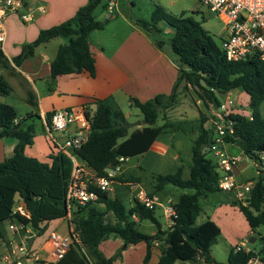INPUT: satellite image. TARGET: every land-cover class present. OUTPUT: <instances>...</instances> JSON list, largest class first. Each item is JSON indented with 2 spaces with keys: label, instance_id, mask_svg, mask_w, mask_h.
I'll return each instance as SVG.
<instances>
[{
  "label": "trees",
  "instance_id": "obj_1",
  "mask_svg": "<svg viewBox=\"0 0 264 264\" xmlns=\"http://www.w3.org/2000/svg\"><path fill=\"white\" fill-rule=\"evenodd\" d=\"M99 3L100 0H87L69 19L41 29L34 41L23 45L21 53L13 57V62L19 65L38 45L56 37H65L68 41L58 47L50 62V79L54 81L58 75L84 70L93 75L94 59L88 35L105 25V21L98 20L93 14ZM134 22L157 47L167 46L174 56L177 77L172 90L168 95L159 94L144 102L130 98L133 106L141 112L145 124L132 131H129L130 123L112 97L97 100L95 111L91 114L88 141L75 152L76 155L92 167L97 176H105L108 166L119 163L118 157L130 158L144 153L158 135L173 126L167 121L158 125L157 121L160 112L165 113L178 103L180 86L191 90L217 120H222L218 114L220 95L235 89L242 90L250 96L248 107L251 114L230 115L233 132L226 137V141L240 147L258 166L259 176L254 180L248 204L237 203L251 229L264 225V117L259 111L264 103V61L228 60L222 41H217L200 21L186 15L185 11L175 15L157 5L149 21L136 19ZM3 56L0 50V61ZM9 93L10 87L0 79V94ZM51 114L46 115L47 124ZM38 117L31 113L18 116L12 105L0 102V138L16 139L13 154L0 161V240L5 236L1 227L4 221L23 222L42 234L48 222L68 218L69 224L79 232L87 254L79 247L71 246L60 260L50 264H113L120 253L105 257L98 249L99 243L111 236L120 237L126 245L145 242L144 263L149 261L151 247L156 240L160 250L157 264H175L186 260L199 264H247L256 255L264 257V248L240 252L232 249L226 263L218 262L212 258L211 247L221 234V227L210 218L196 223L201 212L199 197L222 191L217 162L205 151L211 145L213 130L204 126L208 119L204 113L199 111V133L192 140L188 176H183L182 167L174 173L156 174L153 189L148 192L155 194L166 184L194 190L193 193L181 194L174 202L177 215L166 230L160 228L155 211L146 209L135 199L134 204L126 209L120 199L111 198L107 192L94 187L90 189L97 193L96 201L69 206L66 201L72 170L69 157L57 150L49 154L48 163L24 152L25 147L33 143L35 133L33 124L27 122ZM15 118L17 123H14ZM134 178L116 175L113 180L139 182ZM16 196L24 200L29 218L13 213ZM98 203L103 204V208ZM108 212L113 213V220L107 218ZM132 214L138 219H132ZM142 218L152 221L156 227L154 234L138 229L137 221Z\"/></svg>",
  "mask_w": 264,
  "mask_h": 264
},
{
  "label": "crops",
  "instance_id": "obj_2",
  "mask_svg": "<svg viewBox=\"0 0 264 264\" xmlns=\"http://www.w3.org/2000/svg\"><path fill=\"white\" fill-rule=\"evenodd\" d=\"M22 1V7L18 11L6 12L4 15L6 38L2 47L4 56L0 61V79L4 80L8 84L10 92L14 89L21 92L24 90L27 93V95L23 94L24 100L33 107V109L27 112V114H37L39 116L37 118L39 128H34L35 133L33 143L31 145H27L24 149L27 156L35 157L42 162L49 163V154L57 151V148L50 140V133L45 123L46 115L55 109L83 106L90 114H93L96 108L97 100L112 97L128 120V115H130V113L128 114L124 112L122 107L123 105L129 109H133L135 107L131 103V97L138 99L140 102H144L156 95H168L171 92L172 86L177 77V65L171 51L167 46L163 48L157 47L150 37L137 24H135L134 19H131L122 13L118 16L115 14H105L103 19L98 17V20L105 21L104 27L99 30H93L88 35L90 50L94 59L93 75L84 70L79 73H66L58 75L54 81L50 79V62L55 56L58 47L68 41L65 37H56L46 43L38 45L31 55L27 56L19 65H16L12 60L13 57H16L21 53L23 45L34 41L41 29L49 28L69 19L80 6L87 2V0ZM40 8H44V11L42 12ZM104 8L106 10V6ZM24 13L30 14L31 18L28 21H23L20 17V15ZM24 82L33 85L34 88H32V90L29 89ZM23 84L25 86H23ZM238 90L239 89H235L231 92L235 97L246 96V104L248 105L250 102L249 94L244 91L238 92ZM2 96L3 95L0 94V98H2ZM223 96L224 94H221L220 98L222 99ZM0 102L6 103L1 100ZM197 102H200V100L198 99ZM174 108L175 106L168 108L164 114L167 116V112ZM199 111L205 115L211 116L210 121L213 122V116L210 114L208 108L200 106ZM197 120H199V115L197 116ZM34 121L35 120L31 119V121H28L27 123H31L35 126ZM158 121V125L163 124L165 121L171 122L165 119H162L161 122ZM128 122L130 123L129 120ZM174 122H177V129L168 128L164 133L158 135V137L150 144L147 151L136 155L149 156L147 157V162L150 163L149 167H155V162L160 161V158L162 159L166 157L171 149L175 150L172 158L177 160L180 164L177 168L182 167L183 171L180 146L177 142H175V140L184 136L186 137L187 130L185 129V125L190 124V121L188 118L180 114L174 119ZM144 125L145 124L143 123L141 126L133 129L130 127L129 131L141 128ZM211 125H208L206 122L204 123L206 128L211 127ZM70 130H72V127ZM198 133L199 130L194 137L189 138L191 140V144L192 140L198 135ZM54 135L58 138V140H62L63 138L61 133L55 132ZM15 144V138H0V161L13 154ZM235 147L239 148L240 151H238ZM225 149L231 155H240L241 157L244 155L247 159H249L242 149L235 144L227 143L225 145ZM127 161L128 158H126L123 162L121 171L117 174V176L135 177L134 179L139 182L131 180L120 182L115 180L112 184V190L108 192L109 197H116L120 199L123 204L124 202H127L129 204L128 207L124 204L126 209L130 208L134 204V194L137 186H141L143 189V186H145L142 182L141 176H131L125 174V171L128 169L126 166ZM251 161L257 167V176H259L257 164L253 160ZM86 171L92 175H96V171L90 166L86 167ZM152 174H154L152 175L153 179L157 173ZM233 174L235 177L237 176L234 172V168ZM255 177L256 176L249 178L242 177L239 181H254L258 178ZM151 185L150 181L148 187L146 186V189L148 190ZM146 189L144 190L146 191ZM220 192L223 193L225 191ZM155 195L158 196V193H155ZM226 198H228L226 200L233 201L234 204L237 205V202L239 201L237 190L234 189L233 191L226 192ZM159 199L161 200L160 197ZM98 206L103 208V204L101 203H98ZM160 216V219L156 216L160 224V228L162 230H166L168 225L165 218L162 216V212ZM107 218L109 220H113V213L108 212ZM212 220L220 226L215 219ZM62 221H66L67 227L65 229L63 228L58 230L59 224ZM8 223L9 222H7V225ZM69 227L70 224L68 222V218H62L54 223L50 221L46 224V236L44 238V232L42 234H38L30 228L33 232L32 237L27 241L30 251L37 252L39 256L45 258L49 246L47 242V235H49L51 231L66 233L68 232ZM4 233V239L0 240V254L7 248L8 241L11 238H16L11 230L6 231L4 229ZM154 233L155 232L152 234ZM243 239H246V241H253L254 230L247 229L246 227L242 234V240H240L237 244L242 241L245 242ZM122 243L123 240L120 237H109L101 241L98 248L100 249V252H103L105 257H110L118 253L117 249ZM263 248L264 245L256 251H260ZM145 252L146 244L143 241L136 244L126 245L121 248V257L119 258L117 256L118 258L113 261V264H130L129 258L133 254H137L139 260L141 259V264H157L160 255L157 240L153 242L150 259L147 263H144L143 261ZM211 255L214 260L218 261L213 256L212 252ZM175 264L199 263H196L193 260H186L177 261Z\"/></svg>",
  "mask_w": 264,
  "mask_h": 264
},
{
  "label": "built area",
  "instance_id": "obj_3",
  "mask_svg": "<svg viewBox=\"0 0 264 264\" xmlns=\"http://www.w3.org/2000/svg\"><path fill=\"white\" fill-rule=\"evenodd\" d=\"M22 2V0H0V50H2L6 38L4 15L6 12L18 11L22 7ZM199 2L223 21L225 34L222 47L228 60L259 59L264 61V0H199ZM40 10L43 12L44 8H40ZM106 12L108 15L116 14L118 12V0H109L106 5ZM20 17L23 21H28L31 18L29 13L21 14ZM234 113L242 112L238 108L232 92L229 91L222 97L218 108V114L222 120L213 118L211 125L213 130L212 142L205 151L216 158L217 170L221 174L220 189L225 192L236 189L238 199L246 205L250 199L254 182L239 181L235 177L233 168L240 161L241 156L231 155L225 149L226 137L233 132V121L230 119V115ZM17 122L18 119L15 118L14 123ZM46 126L52 144L71 160L72 170L66 192V201L69 206L73 203L84 204L96 201L98 195L90 187L107 193L112 190L113 177L121 171L126 158L118 157L119 163L108 166L105 176H97L86 171L88 165L75 153L88 141L91 131V114L87 115L85 107L55 109L52 111ZM71 127L72 130H70ZM55 132L62 134V140H58L54 135ZM134 199L148 210L156 211L160 207L168 227L173 224L177 213L171 198L162 202L157 195H150L141 186H137ZM12 211L29 218V212L20 196L15 197ZM132 219L137 220L138 218L132 214ZM7 227L16 238H11L8 241L7 248L0 255V264H23V260L28 258L33 259L34 264H50L60 260L71 246L79 247L81 251H84L79 232L74 229L73 225H70L66 233L56 231L49 233L47 237L49 246L45 258L39 256L37 252L30 251L27 241L32 237L33 232L28 225L20 221H10ZM234 249L235 252L250 250L245 248L244 241L237 244ZM247 264H264V257L256 255L249 259Z\"/></svg>",
  "mask_w": 264,
  "mask_h": 264
},
{
  "label": "rangeland",
  "instance_id": "obj_4",
  "mask_svg": "<svg viewBox=\"0 0 264 264\" xmlns=\"http://www.w3.org/2000/svg\"><path fill=\"white\" fill-rule=\"evenodd\" d=\"M108 2L109 0H100L99 5L93 12L96 18L100 17L103 19V16H105V14L108 15L104 8ZM157 5L163 7L166 11L175 15H179L182 11H185L186 15H191L193 18L200 21L203 28L213 34L217 41L221 42L223 40V36L225 34V25L223 21L213 12H211L208 7L201 4L199 0H118V12L115 15L118 16L122 13L134 20L143 19L149 21L152 11ZM202 17L204 19H202ZM25 85L31 90L32 88H34L31 84L25 83ZM25 85L23 84V86ZM239 91L242 92V90H238V92ZM23 94L27 95L24 90H22L21 92L19 90L14 89L9 94L3 95L0 100L2 102L11 104L15 108L17 115L23 117L27 114V112L33 109V107L30 106L24 100ZM234 99L242 113L246 115L251 114V109L246 104V96H234ZM197 100L198 98L194 95L191 90L180 86L179 100L178 103L175 105V110H169V112H167V116L163 112H160L158 118V122H161L162 119L171 121L173 123V126L171 128L176 129L178 125L177 122H174V119L180 114L188 118L190 121V124L185 125V129L187 130L186 137L184 136L175 140V142L179 144L181 150L184 177L188 176V166L191 163V140L189 138L194 137V135H196L197 131L199 130L200 120H197V116L199 115L200 106L204 107L202 106L203 103L201 101L197 102ZM122 110L128 114L130 113V115H128V120L130 121L131 129L139 127L143 124L142 114L137 108L134 107L133 109H129L123 105ZM259 111L264 117V103L261 104ZM206 117H208V119H206V123H208V125H211L213 123L212 121H210L211 116L206 115ZM34 122V128L38 129L39 126L37 124V119ZM235 148L240 151L239 148ZM174 152L175 150L170 149V152L168 155H166V157L162 159L160 158V161L155 162V167H149L150 163L147 162V157L149 156L139 155L135 157H130L128 158V161L126 163L128 169L125 171V174L131 176H141L142 182L145 185L143 186L144 189L148 187L151 181L152 185L148 188V190L146 189V191L151 192L155 182L154 178L152 179V175H154L152 173H174L177 170V167L180 166L179 162L172 158ZM208 156H210L209 153ZM210 157L216 160L214 156L211 155ZM234 172L237 174L236 178L238 180H241L240 178L242 177H258L257 167L251 160L247 159L244 155L234 167ZM193 192L194 190L190 188H180L171 184H166L164 188L158 191L157 193L158 197L161 198L162 202H165L167 198H171L172 201L175 202L181 194ZM226 199H228L226 198V192L222 193L220 191L209 192L203 196H200L198 202L201 207V212L196 219L197 224L206 218L215 219L220 224L222 232L218 236L217 241L212 245L211 252L213 256L222 263H226L228 261L231 250L235 248V246L238 242H240V240H242V234L246 227L247 229H251L248 224V221L245 218V215L240 209V205H236L233 201H228ZM241 203L243 204V201H241ZM124 204L126 205V207L129 206L127 202H124ZM155 212L156 216L160 219L162 209L159 207ZM55 221L52 222L54 223ZM1 227L6 231L9 230L6 221L1 224ZM66 227V221H62L59 224L58 230L63 228L65 229ZM137 227L140 231L146 234H152L156 230L155 225L148 218H142L137 221ZM45 236L46 231H44L43 238ZM243 240H245L246 242V249H260V247L264 245V225L254 230L253 241H246V239ZM124 246V243H122L121 246L117 249V252L121 253V248ZM84 251L87 254V250L85 249ZM118 257L120 258L121 255L119 254ZM130 258V264H141V259L139 260L137 254L131 255ZM23 264H34V261L31 258L24 259Z\"/></svg>",
  "mask_w": 264,
  "mask_h": 264
},
{
  "label": "water",
  "instance_id": "obj_5",
  "mask_svg": "<svg viewBox=\"0 0 264 264\" xmlns=\"http://www.w3.org/2000/svg\"><path fill=\"white\" fill-rule=\"evenodd\" d=\"M125 246H126V244H125Z\"/></svg>",
  "mask_w": 264,
  "mask_h": 264
}]
</instances>
